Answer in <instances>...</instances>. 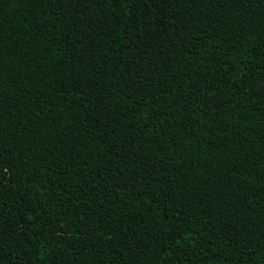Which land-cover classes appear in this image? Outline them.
Wrapping results in <instances>:
<instances>
[{
    "label": "trees",
    "instance_id": "trees-1",
    "mask_svg": "<svg viewBox=\"0 0 264 264\" xmlns=\"http://www.w3.org/2000/svg\"><path fill=\"white\" fill-rule=\"evenodd\" d=\"M0 264H264V0H0Z\"/></svg>",
    "mask_w": 264,
    "mask_h": 264
}]
</instances>
